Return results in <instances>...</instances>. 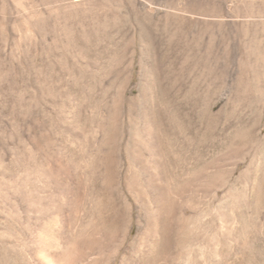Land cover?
I'll return each mask as SVG.
<instances>
[{"label": "rangeland", "instance_id": "374dc122", "mask_svg": "<svg viewBox=\"0 0 264 264\" xmlns=\"http://www.w3.org/2000/svg\"><path fill=\"white\" fill-rule=\"evenodd\" d=\"M21 1L24 12L12 0L0 2V181L13 184L0 182V194L14 196L20 216L22 200L37 195L56 202L48 218L61 222L100 223L121 213L126 224L146 227L154 216L141 185L152 171L137 166L148 160L146 146L159 151L150 163L166 166L159 182L172 191L182 189V172L204 164L207 172L215 166L219 197L260 176L253 159L264 137V0ZM240 202L256 228H246L252 240L239 264H257L264 203L252 210Z\"/></svg>", "mask_w": 264, "mask_h": 264}, {"label": "bare ground", "instance_id": "6f19581e", "mask_svg": "<svg viewBox=\"0 0 264 264\" xmlns=\"http://www.w3.org/2000/svg\"><path fill=\"white\" fill-rule=\"evenodd\" d=\"M6 1L7 0H0V2H2V3H5ZM12 1L16 2L15 5L20 6V8L23 9L22 10L23 12L27 10L24 7V4L22 3L21 0H12ZM3 8H4V6H3ZM25 15L27 18H30L34 14L32 15L31 12L27 11ZM24 22H25V19H24ZM105 24H107V23H105ZM171 42H173V40ZM172 45H173V43H172ZM46 46H47V44H46ZM155 46H157V45H155ZM164 47H166V46H164ZM180 47H182V46H180ZM155 48H157V47H155ZM150 51H152V50H150ZM161 53H163V52H161ZM153 55L154 54H152V56ZM142 57H143V55H142ZM176 57H177V55H176ZM157 58L158 57H156V59ZM164 58H165V55H164ZM236 58H238V57H236ZM239 60H240V58L238 59V61ZM186 61H187V59H186ZM159 62H161V61H159ZM163 64H164V62H163ZM149 69H150V67H149ZM160 71H158V72H160ZM158 72H156V73H158ZM161 75H164V74H161ZM238 84H239V81H238ZM250 88H252V87H250ZM254 88H256V87H254ZM249 89L247 88V90H249ZM254 90H256V89H253V91ZM259 90H260V88H259ZM142 92H140V94ZM199 100H196V101H199ZM201 101H200V105H201ZM234 101H236V100H234ZM252 102H250V103L252 104ZM251 104H249V105H251ZM186 106H188V105H186ZM232 106H233V104H232ZM140 108H141V106H140ZM262 114H263V112H262ZM149 120H152V119H149ZM143 122H145V121H143ZM166 122H168V121H166ZM144 125H145V123H144ZM224 129H225V127H224ZM152 130H154V129H152ZM157 132H160V131H157ZM147 133L151 137V133H149V131H147L146 134ZM155 134H156V132H155ZM162 136L160 135V137H162ZM152 137L154 138V136H152ZM262 138H263L262 141L261 142L259 141V143H261L260 145L262 146L261 147L259 145V147H261L262 149L258 150V147L256 145L252 144V146L254 145L257 147V149H256L257 151L255 152L256 157L254 154L255 158L253 159V162H254L253 164L255 165L254 170L255 171H258V169H259V171L261 170V173H259L260 176L259 177L256 176L257 175V173H256V175L255 176L253 175V177H251L250 179L248 177L247 179H249V180L247 181V183L245 181L244 186L246 188L245 189L243 188L244 189V190L242 189L243 191L242 190L238 191L239 186L236 187L237 186V184H236L235 187L237 188V190H235V192H233L234 191V190L232 191L233 184H231L232 181L231 182L229 181L230 182L229 184H231L232 187L230 186L231 187L230 190L228 189L229 191L227 193H224V195L221 194L222 196H220V197L218 196V193L216 190H215V192H212L213 187L215 185H216V187L221 186L220 181L217 180V184H216L215 182H213L211 180L212 173L210 175V172H212L213 167H215V166L213 165L212 170H209V172H207L206 170L208 169V167L210 168V166L207 165L208 166L207 167L204 163H203L204 165L202 164L203 166H201V167L200 166L194 167L195 169H193V167H191L192 169L190 168L187 172H182L184 175V178L182 176V179L184 181L180 185V187L182 188L181 190L172 191V190H170L168 185L161 186L160 182H159V179L161 177H159L160 173H158V172H159V170H161V172H163L162 170L166 166L165 167L162 166L164 168L161 169L158 163L153 162V164H151L152 162L150 163V161L152 159L155 160V158H153V154L156 152V148L154 146H150V147L146 146L147 152L149 154L148 160L146 159L145 162H142L140 159H138V161H137L139 173H141V174L144 173L145 175H147V172L150 169H151L150 172L152 171V174L149 172L150 174H148V177L145 178V181H143V183L141 185L143 187L142 189L144 190L143 192H146V194L149 197L150 211L152 212V214L154 216L152 221H148L149 219L147 220L148 225L146 227L140 221H135L134 223H131L129 225L126 224V222H127L125 220L126 217L121 213H118L116 216L114 215L113 217H111V216H105L104 218L101 217L100 223L89 222V223L83 224L80 221L74 222V221L70 220L69 218H67L64 222L63 221L61 222L57 219L56 215L55 216L53 215V217L48 218V215L51 214L50 209H52L53 206L56 205V202L53 201L52 198H50L52 201H48L49 199H46L47 203H45V202H43L44 199L38 197L37 195H36L37 197L36 196L35 197L30 196L29 198L26 197L27 198L26 201H24V199L22 200L23 206H22V204H21V206L25 207V213H26L24 215H21L24 217V218H22L20 216V214L17 213V209L15 207L16 203L14 204V201L12 198L14 196L12 194H11L12 196L10 194H8L9 191L6 194L2 193V194H0V209H1L0 214H1V212L6 211L5 212L6 215L4 218L1 217V215H0V264H239V258L241 256L242 249L246 246V243L250 239L248 237L247 232H248V230H251V228L248 229L247 227L251 224L252 228L253 227L256 228V225H254V226L252 225V222L254 221L253 217L247 216L245 213H241L240 210L238 209L239 205H240L239 202L242 200L241 202H244L251 209L252 208L258 209V207H260L261 204L264 203V137H262ZM257 141H258V139H257ZM255 143H257V142H255ZM151 145H154V144L152 143ZM159 145H157V146H159ZM161 146H159V147H161ZM234 150H235V148H234ZM261 150L263 152H261ZM194 151H196V150H194ZM201 151H203V150H201ZM259 151H260L261 155L257 154ZM138 152H139L138 156H139V158H141L143 156V154L140 151H138ZM157 152L159 153V151H157ZM236 152H237V150H236ZM248 152H250L249 149H248ZM233 153H235V152H233ZM237 153H235V154L237 155ZM236 155H233V156H236ZM138 156L136 158H138ZM114 160H115V158H114ZM136 160H134V161L136 162ZM210 161H211V159H210ZM131 162H133V161H131ZM156 162H158V161H156ZM197 162H199V161H197ZM112 163H113V161H112ZM193 165H194V163H193ZM128 167H130V166H128ZM218 167H221V166H218ZM250 167H253V166H250ZM250 167H248V168H250ZM107 169H108V167H107ZM223 169H224L223 172L227 171V170H225L224 167H223ZM221 171L217 170L215 172L216 174L214 173L217 178L220 176L219 173ZM246 172H248V171H245L244 175ZM137 174L138 173H136V175ZM230 174H232V173H230ZM242 174L239 175V177L242 176L244 178V176ZM246 174L248 175V173H246ZM254 174H255V172H254ZM224 175H226V174H224ZM228 176H230V175H228ZM113 177H114V175H113ZM137 177H138V180H139V178H141L139 174L137 175ZM163 177H165V175ZM226 179H227V177H226ZM236 179H237V177H236ZM240 179H241V177L239 178V180L238 179L237 180L240 182L241 181ZM1 180H2V178H1ZM14 182H16L15 179H14ZM225 182H226V185H229L226 180H225ZM236 182L237 181H235V183ZM1 183L2 184L4 183L6 185L8 184L9 187L13 186V184L11 182L9 183L8 181H3ZM107 183L109 184V182H107ZM241 183H242V181H241ZM136 184H138V183L136 182ZM224 185H222V186H224ZM226 185H225V187H226ZM3 187H4V185H2V188ZM111 187H113V186H111ZM2 188L0 187V190ZM220 188H222V187H220ZM12 189L14 190V188H12ZM2 190H4V189H2ZM10 191H12V190H10ZM12 193H14V195H15L14 191ZM21 195H25V194H21ZM30 195H32V194H30ZM38 195H40V194H38ZM186 195H188V196H186ZM17 196H18V194H17ZM18 197L21 198L20 196H18ZM50 197H51V195H50ZM185 197H187V198L185 199ZM62 199L63 198H61V200ZM110 200H111V198H110ZM122 200L124 201V197L122 198ZM57 203L59 205V202H57ZM120 204H121V201H120ZM186 205H188V207L191 208V211H192L191 214L187 215V211L185 208ZM16 206H17V204H16ZM123 206L126 207V205H123ZM143 207H144V205H143ZM262 207H264L263 204H262ZM129 208L131 209V206ZM242 209H243V207H242ZM256 210H255V212H256ZM18 212H19V210H18ZM120 212H123V211H120ZM256 213H258V211ZM55 214H56V212H55ZM124 214H126V213L124 212ZM258 217H259V213H258ZM200 218H203L204 220L201 221ZM256 218H254L255 221H256ZM256 222H258V221H256ZM259 227L264 232V221H263V223H261V226H259ZM262 231H260V232L262 233ZM256 236H258L257 233H256ZM253 237H251V238H253ZM254 239L255 238H253V240ZM251 240H249V241H251ZM253 242H255V241H253ZM253 244H255V243H253ZM249 246H251V245H249ZM252 246H254V245H252ZM247 248H249L248 245H247ZM253 248L250 247L249 249L251 250ZM253 253L254 252H252V254ZM247 255H249V253ZM258 255H256V256H258ZM250 257L252 258L251 254H250ZM262 258H260V259H262ZM253 259L256 260L255 262L257 264H264V259L261 261H257V259H255V257ZM250 264H252V263H250Z\"/></svg>", "mask_w": 264, "mask_h": 264}]
</instances>
